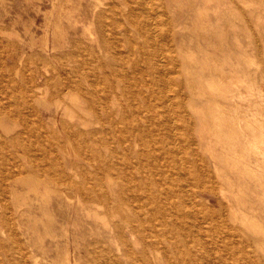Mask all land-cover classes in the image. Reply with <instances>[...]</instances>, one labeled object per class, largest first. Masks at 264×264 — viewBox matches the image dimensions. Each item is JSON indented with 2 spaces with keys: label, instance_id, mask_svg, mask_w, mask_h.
<instances>
[{
  "label": "bare ground",
  "instance_id": "obj_1",
  "mask_svg": "<svg viewBox=\"0 0 264 264\" xmlns=\"http://www.w3.org/2000/svg\"><path fill=\"white\" fill-rule=\"evenodd\" d=\"M83 1L0 0V17L20 2L43 18L28 43L0 25V264H264V160L249 157L264 153V80L202 46L226 39L196 0L187 24L200 52L184 66L161 0ZM25 61L48 68L45 91ZM183 70L202 127L184 113ZM218 161L260 206L232 203Z\"/></svg>",
  "mask_w": 264,
  "mask_h": 264
},
{
  "label": "rangeland",
  "instance_id": "obj_2",
  "mask_svg": "<svg viewBox=\"0 0 264 264\" xmlns=\"http://www.w3.org/2000/svg\"><path fill=\"white\" fill-rule=\"evenodd\" d=\"M89 1L94 0H84V5L89 4ZM189 0H161L159 4H157V1L152 2L153 7L157 10L159 13L160 10L158 7L164 5L167 14L169 16V19L172 20L173 24L179 23V27L176 29H173L174 34V43H175V52L178 58V62L183 66L186 64L184 56L188 50H190V53L199 54V49L197 48V38L196 34L192 30V26H190L187 23L193 22L195 18V13L192 9V7L188 4ZM197 4L201 6H207L209 8L208 13L210 15V18L212 19L213 24H220L221 29L223 31V38L226 39V42H223L215 47L208 45L207 42L202 41L201 44L204 46L206 50H209L210 52H216L219 56L221 53V48L225 49L229 58L228 63L225 65V68L229 69V63L233 65L237 70L240 71L241 76H249L252 80L255 81L256 85H260L262 80H264V0H211L210 2H205L204 0H196ZM205 2V3H204ZM242 2V3H241ZM246 2V3H245ZM44 7H49V2H44ZM244 6V7H243ZM21 3H16V9L19 10V15L16 13H13L10 16H1L0 18L4 20V22L0 25L4 26L9 33L15 32V30L19 33V36L27 40V43L29 42V36L26 34V27L30 29L31 32L37 33V39H40L41 32V25L43 23L42 15H36L34 17L33 11H20L21 10ZM17 10V11H18ZM15 11V10H14ZM181 16V17H180ZM35 18L33 23H30V19ZM182 18V20H181ZM14 19V20H13ZM219 21V22H218ZM151 25L154 22L150 21ZM36 24V25H35ZM40 25V26H39ZM38 28H37V27ZM155 26V25H154ZM157 26V24H156ZM159 26V25H158ZM36 29V30H35ZM39 29V30H38ZM161 29L158 27V32H160ZM183 37V44L180 43V38ZM220 39V38H219ZM224 45V47H223ZM122 48L125 49V44H122ZM37 54L38 50L36 49H30L27 46L26 49V57L29 59V56H34L33 54ZM35 54V55H36ZM230 54V55H229ZM136 58H142L141 54L135 55ZM109 61L112 63L114 60L112 58H109ZM224 62V59L221 60ZM259 62V63H258ZM211 67H214V64L212 62H209ZM252 63V64H251ZM257 64V66H256ZM255 65V66H254ZM261 65V66H260ZM54 66H58V64H54ZM21 70L23 72H27V74L32 73V76H36L35 82L37 84L42 85L43 90H46V83L44 81H40V79H37V76L39 73H46L47 67L34 64L31 61H25L23 65L20 66ZM240 67V68H239ZM184 72V70H183ZM255 72V73H254ZM242 73V74H241ZM260 73V74H259ZM186 72L183 73V78ZM46 75V74H45ZM48 75V74H47ZM135 79L140 80V76H133ZM262 77V78H261ZM17 79H20V77ZM40 81V82H39ZM183 81V82H182ZM183 85V106H184V113L191 115L192 117L194 114H192L191 109H201L205 102H193L192 104L194 106H191V101L194 97L191 98V95H189V92L191 89L187 87L185 78L182 80ZM140 86L142 87V82L140 80ZM147 90L146 88H144ZM244 91V94L247 98H250V101L252 102H260L259 93L254 91H248L245 88L242 89ZM148 91V90H147ZM249 95V97H248ZM252 95V96H250ZM172 96V95H171ZM170 96V100L174 101V98ZM188 96V97H187ZM252 97V98H251ZM127 100L125 96H121L119 99V103L126 104ZM139 102L141 105H144L145 102L142 98H139ZM163 100L161 99V104ZM250 102V103H251ZM70 103V102H69ZM157 105H159V102H157ZM52 109H54V106L51 105ZM191 107V108H190ZM248 107V105H247ZM160 108V107H159ZM262 108V107H261ZM263 111H264V105H263ZM189 113H188V112ZM258 117L262 118L260 115ZM61 118V117H60ZM196 121V125L199 127H202L201 118H198L196 116L193 117ZM45 121L48 122L47 116L44 117ZM200 119V120H199ZM200 123V124H199ZM9 128H13L14 122H10L7 124ZM187 127V124L183 121V128ZM197 127V126H196ZM198 128V127H197ZM23 129L22 126H18L16 128V131H21ZM194 135H197V132H194ZM264 150V145L260 146ZM184 154V153H183ZM208 157V155H205ZM251 161L255 163L257 158H263L264 160V153H252L250 156ZM210 162L209 159H207V162ZM208 162V163H209ZM219 162V161H218ZM264 163V162H263ZM220 167L223 166V170H221V174L224 176V179L217 178V183L221 184V182L225 185H227V195L231 199L232 203L234 205L238 204V198L249 199V202H254L255 206H260V203L258 202V195L256 193H253L251 190H249L246 186L240 185V171L233 169L230 170L228 167H225L221 162L218 163ZM209 169L212 171V165L209 163ZM216 174V172H215ZM240 178V179H239ZM233 183L232 186L229 185V183ZM218 184V185H219ZM216 192L219 191V186H216ZM245 191V193H241L240 191ZM234 192V194H232ZM193 195L195 194V191H192ZM251 193V194H250ZM238 196V198H236ZM217 199H219L218 196H216ZM236 199V200H235ZM256 200V201H253ZM214 203V202H213ZM215 204V203H214ZM239 205V204H238ZM241 208L242 205H239ZM246 206H250V203H248ZM23 208H26L25 205ZM261 214L264 218V210L261 211ZM27 222V221H26ZM241 225V224H240ZM27 227V226H26ZM24 228V227H23ZM5 231V229L3 228ZM6 235V234H5ZM0 239L4 243H7L8 237L3 236L0 233ZM4 240V241H3ZM1 256V255H0ZM42 260V262L48 264V259L50 258L46 257L45 255L39 256ZM5 263H7L6 257H4ZM57 260V259H56Z\"/></svg>",
  "mask_w": 264,
  "mask_h": 264
}]
</instances>
